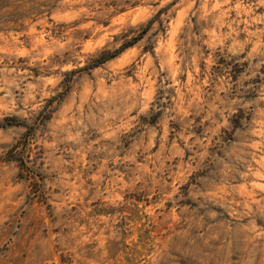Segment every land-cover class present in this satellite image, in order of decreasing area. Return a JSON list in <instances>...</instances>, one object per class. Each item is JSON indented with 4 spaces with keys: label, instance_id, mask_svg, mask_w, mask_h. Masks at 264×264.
Returning a JSON list of instances; mask_svg holds the SVG:
<instances>
[{
    "label": "rangeland",
    "instance_id": "374dc122",
    "mask_svg": "<svg viewBox=\"0 0 264 264\" xmlns=\"http://www.w3.org/2000/svg\"><path fill=\"white\" fill-rule=\"evenodd\" d=\"M0 264H264V0H0Z\"/></svg>",
    "mask_w": 264,
    "mask_h": 264
}]
</instances>
